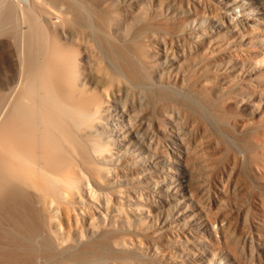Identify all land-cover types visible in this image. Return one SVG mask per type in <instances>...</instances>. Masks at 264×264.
<instances>
[{
	"label": "bare ground",
	"instance_id": "1",
	"mask_svg": "<svg viewBox=\"0 0 264 264\" xmlns=\"http://www.w3.org/2000/svg\"><path fill=\"white\" fill-rule=\"evenodd\" d=\"M155 2L146 9L141 4L130 9L129 17L141 13L140 19L117 46L111 40L117 19L104 11L107 1L103 8L97 0L0 1V63L11 58L14 67L13 78L0 90V264H83L114 258L122 251L124 244L113 246L105 232L79 248L70 244L92 211L124 220L123 206H110L107 193L118 177L99 176L107 170L101 168L102 161L115 160L108 153L119 155L115 146L155 152L119 101L130 86L146 88L161 100L177 99V91L153 81V71L166 61L196 59L204 43L215 42L192 18L193 25L187 19L177 26L182 32L172 50L165 40V3L186 2L187 11L196 15L192 9L199 0ZM201 99L207 109L211 102ZM192 100L184 98L185 105L199 110ZM111 103L115 128L103 143L97 128L101 112ZM175 137L170 142L177 152H185L184 143ZM174 155L175 165L166 175L156 173V166L146 161L135 169L148 173L150 181L172 180L156 193L160 207L169 204L165 191L178 183L177 170L184 164L178 153ZM88 177L96 180V193ZM206 220L217 235L215 222L209 216ZM219 232L224 236L222 225ZM198 239L206 249L204 238ZM233 245L240 263L236 240Z\"/></svg>",
	"mask_w": 264,
	"mask_h": 264
},
{
	"label": "rangeland",
	"instance_id": "2",
	"mask_svg": "<svg viewBox=\"0 0 264 264\" xmlns=\"http://www.w3.org/2000/svg\"><path fill=\"white\" fill-rule=\"evenodd\" d=\"M97 2L110 11V19H117L111 27V40L117 46L140 19L141 13L130 18V9L139 4L146 9L157 3ZM233 4L236 6L231 8ZM195 5L193 15L186 2L165 3L168 46L176 49V37L182 32L177 26L185 25L187 19L193 25L192 18L215 42L209 46L204 43L196 59L181 57L179 64L166 61L153 71V81L177 91V99L161 100L137 86L123 93L119 105L155 152L115 146L119 155L108 153L115 160L100 164L107 170L99 176L119 179L107 193L110 206H123L125 221L114 220L103 210V216L92 211L81 225V234L70 244L79 248L105 232L113 246L118 242L124 246L117 257L83 264H264V25L260 24L264 23V0H199ZM3 62L0 90L6 89L14 75L11 58L9 63ZM204 96L211 102L207 109L202 105ZM184 98L193 99L204 115L189 109ZM114 105L100 115L97 136L103 143L115 128ZM175 136L184 143L185 152H177L170 142ZM175 153L184 164L177 170L178 183L165 191L169 204L160 207L155 203L156 193L172 180L150 181L148 173L142 175L135 169L146 161L156 166V173L166 175L175 165ZM140 155L145 157L139 159ZM94 181L88 177L96 193ZM82 197L88 198L85 186ZM206 215L215 222L217 235ZM220 225L225 228L224 236L220 235ZM235 240L240 263L234 253Z\"/></svg>",
	"mask_w": 264,
	"mask_h": 264
}]
</instances>
